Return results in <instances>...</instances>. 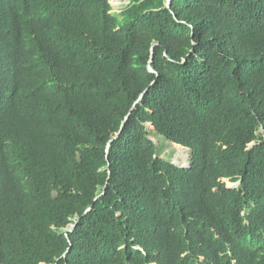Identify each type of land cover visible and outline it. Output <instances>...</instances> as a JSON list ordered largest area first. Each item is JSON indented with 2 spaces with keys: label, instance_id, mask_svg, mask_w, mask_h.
<instances>
[{
  "label": "trees",
  "instance_id": "trees-1",
  "mask_svg": "<svg viewBox=\"0 0 264 264\" xmlns=\"http://www.w3.org/2000/svg\"><path fill=\"white\" fill-rule=\"evenodd\" d=\"M110 1L0 0V264H264V0Z\"/></svg>",
  "mask_w": 264,
  "mask_h": 264
},
{
  "label": "rangeland",
  "instance_id": "rangeland-1",
  "mask_svg": "<svg viewBox=\"0 0 264 264\" xmlns=\"http://www.w3.org/2000/svg\"><path fill=\"white\" fill-rule=\"evenodd\" d=\"M127 3V1H126ZM114 8L113 12H121L126 8L128 4L119 3V0H113L111 2ZM148 133L150 139L156 144L157 153L160 157L174 163H178L181 166L187 165L190 162V150L180 145L173 144L167 141L164 137L159 136L151 125H148ZM228 187H233L234 183L229 180H225Z\"/></svg>",
  "mask_w": 264,
  "mask_h": 264
},
{
  "label": "water",
  "instance_id": "water-1",
  "mask_svg": "<svg viewBox=\"0 0 264 264\" xmlns=\"http://www.w3.org/2000/svg\"><path fill=\"white\" fill-rule=\"evenodd\" d=\"M171 1H172V0H166V6H167V7H170V5H171ZM149 70H150V71H153L151 67L149 68ZM144 94H145V93H144ZM144 94L141 95V97L139 98V101L144 97ZM120 134H121V131L118 133V135H117L115 138H118V137L120 136ZM111 142H112V141H110L109 145L111 144ZM173 164L176 165V166H178V167H181V168L189 167V164H187V165H183V166H181V165L178 164V163H174V162H173ZM240 183H241L240 181L237 182L236 184H234V187H237ZM87 211H88V210H87ZM74 228H75V225L69 227V228L66 230V233H67V232H70V231H72V230H74ZM66 254H67V253H66ZM66 254L64 255V257H66Z\"/></svg>",
  "mask_w": 264,
  "mask_h": 264
},
{
  "label": "clouds",
  "instance_id": "clouds-1",
  "mask_svg": "<svg viewBox=\"0 0 264 264\" xmlns=\"http://www.w3.org/2000/svg\"><path fill=\"white\" fill-rule=\"evenodd\" d=\"M112 1H113V0H112ZM112 1H110V4H111ZM129 3H130V0H128V5H129ZM111 6H112V5H111ZM113 11H114V8L112 7V11H111L112 13H120V12H113ZM236 183H237V182H236ZM236 183H234V184H236ZM233 187H234V186H233Z\"/></svg>",
  "mask_w": 264,
  "mask_h": 264
},
{
  "label": "built area",
  "instance_id": "built-area-1",
  "mask_svg": "<svg viewBox=\"0 0 264 264\" xmlns=\"http://www.w3.org/2000/svg\"><path fill=\"white\" fill-rule=\"evenodd\" d=\"M127 1V3H126ZM119 3L122 4V3H125V4H128V0H119Z\"/></svg>",
  "mask_w": 264,
  "mask_h": 264
}]
</instances>
